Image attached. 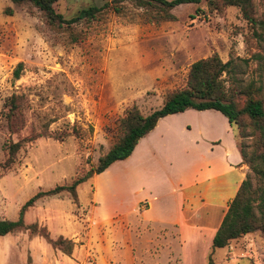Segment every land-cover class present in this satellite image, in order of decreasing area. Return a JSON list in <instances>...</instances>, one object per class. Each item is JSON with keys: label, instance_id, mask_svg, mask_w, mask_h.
<instances>
[{"label": "rangeland", "instance_id": "1", "mask_svg": "<svg viewBox=\"0 0 264 264\" xmlns=\"http://www.w3.org/2000/svg\"><path fill=\"white\" fill-rule=\"evenodd\" d=\"M112 1L58 0L53 7L68 20L82 9ZM170 13L173 20L157 22L149 11L125 1L119 10L104 8L92 19L53 27L31 4L0 0V219L15 221L20 207L39 190L70 184L94 170L121 136L119 121L126 111L135 106L148 115L158 109L167 92L185 87L189 66L198 60L213 54L223 62L231 59L233 69L222 77L227 93L236 90L234 99L242 105L245 95L240 92L254 86L264 104V0H253V21L238 7L215 11L205 2ZM19 63L22 69L14 79ZM12 94L20 96L22 108L9 131L5 102ZM247 123L242 121V129L248 137L242 138L237 126L233 129L237 144L250 151L258 131ZM38 135L43 137L22 142L14 162L6 165L5 141ZM91 177L77 187L81 209L92 201ZM59 197L61 203L45 198L35 203L26 222L53 220V213L75 220L72 215L79 213L70 195ZM86 227L73 235L77 248L69 259L38 239L48 252L36 246L33 261L26 232L2 236L0 264H149L147 254L127 257L124 263L126 225L115 222L110 231ZM251 234L230 241L228 254L226 248L215 249L214 264H264V237L259 231ZM70 236L72 240V231ZM210 246L208 240L202 242L188 264H206Z\"/></svg>", "mask_w": 264, "mask_h": 264}, {"label": "crops", "instance_id": "2", "mask_svg": "<svg viewBox=\"0 0 264 264\" xmlns=\"http://www.w3.org/2000/svg\"><path fill=\"white\" fill-rule=\"evenodd\" d=\"M246 172L227 119L215 110L187 109L160 118L128 158L93 175L92 201L85 209L80 208V202L75 205L79 213L72 215L75 220L53 213V220L36 221L52 238L71 239L72 231V241L86 224L88 230L103 226L110 231L119 222L126 225L122 235L124 263L132 256L147 254L149 264H188L194 261L202 242L211 244ZM46 199L62 200L59 195ZM248 237L253 234L244 236ZM29 239L25 246L34 261L35 247H45L38 240L41 238ZM248 247L256 256L254 245ZM18 248L15 244L16 254ZM112 251L113 246L111 256Z\"/></svg>", "mask_w": 264, "mask_h": 264}, {"label": "trees", "instance_id": "3", "mask_svg": "<svg viewBox=\"0 0 264 264\" xmlns=\"http://www.w3.org/2000/svg\"><path fill=\"white\" fill-rule=\"evenodd\" d=\"M9 1L15 5L31 4L44 18L45 23L53 27L69 26L80 20L92 19L104 8L111 7L112 10H119L125 1H131L136 7L149 11L151 19L157 22L173 20L174 17L170 12L178 6L197 5L201 2H205L210 10L215 11L227 6L238 7L246 20L253 21V0H113L111 4L106 3L102 7L89 6L82 9L75 17L68 20L55 12L53 6L58 0ZM5 11L7 15L12 13L9 8ZM231 64V59L223 62L216 54L198 60L189 66L185 87L167 92L158 109L148 115H143L135 106L127 110L119 121L121 136L105 155L99 157L97 167L85 175L75 176L70 184L57 185L49 190L36 192L20 207L15 221L0 219V237L16 232H26L29 238L39 237L54 251L71 256L75 246L72 240L63 236L52 238L45 226H40L37 222L26 223L25 213L39 199L56 196L62 192L68 193L72 202L79 206L77 187L82 182L93 175L104 172L113 162L128 158L138 141L154 129L160 118L181 113L187 109L215 110L227 119L232 128L237 126L241 130L242 121L246 120L251 128L258 131V137L253 140L250 151L246 150V146L240 147L237 144L242 164L248 167L249 172L241 182L212 238L211 252L207 257L206 264H214L212 259L214 250L227 247L232 240L256 231L261 232L264 237V104L260 98L255 96L258 88H254V86H249L240 92L245 95L242 105L234 99L236 90L230 94L227 93L225 80L222 77L230 74L233 69ZM21 69L22 64L19 63L14 70V79L19 78ZM20 99V96L12 94L5 102L7 108L5 118L9 131L12 130L14 120L22 108ZM241 135L242 138L248 137L243 129ZM40 137L43 136L38 135L27 139V141L14 142L10 139L5 141L2 148L7 155L6 165L10 166L14 162L22 142L31 143Z\"/></svg>", "mask_w": 264, "mask_h": 264}]
</instances>
